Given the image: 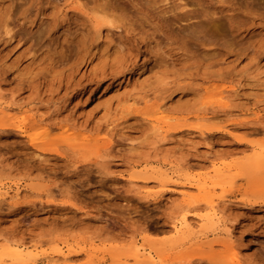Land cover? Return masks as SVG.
<instances>
[{
    "label": "rangeland",
    "instance_id": "obj_1",
    "mask_svg": "<svg viewBox=\"0 0 264 264\" xmlns=\"http://www.w3.org/2000/svg\"><path fill=\"white\" fill-rule=\"evenodd\" d=\"M0 264H264V0H0Z\"/></svg>",
    "mask_w": 264,
    "mask_h": 264
},
{
    "label": "bare ground",
    "instance_id": "obj_2",
    "mask_svg": "<svg viewBox=\"0 0 264 264\" xmlns=\"http://www.w3.org/2000/svg\"><path fill=\"white\" fill-rule=\"evenodd\" d=\"M102 8V7H101ZM139 70V69H138ZM6 73V72H5ZM15 77V76H14ZM29 131V130H28ZM22 134L23 135H25V136H27L28 137V140H29V142L31 143V144H34L35 142H36V140H37V137L32 133V132H27L26 130H22ZM41 137V136H40ZM40 137H38V138H40ZM48 137V133H44V134H42V139L44 140V139H46ZM37 144V143H36ZM50 258V257H49ZM55 258V257H54ZM57 259V258H56ZM55 259V260H56ZM54 260V259H53Z\"/></svg>",
    "mask_w": 264,
    "mask_h": 264
}]
</instances>
